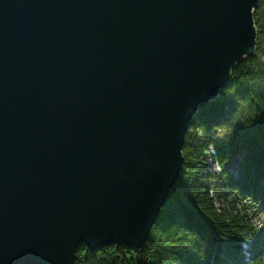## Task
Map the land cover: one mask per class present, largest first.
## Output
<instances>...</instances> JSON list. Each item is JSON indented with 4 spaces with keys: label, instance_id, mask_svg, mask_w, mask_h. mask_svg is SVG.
<instances>
[{
    "label": "water",
    "instance_id": "obj_1",
    "mask_svg": "<svg viewBox=\"0 0 264 264\" xmlns=\"http://www.w3.org/2000/svg\"><path fill=\"white\" fill-rule=\"evenodd\" d=\"M259 0H0V264L142 248Z\"/></svg>",
    "mask_w": 264,
    "mask_h": 264
},
{
    "label": "trees",
    "instance_id": "obj_2",
    "mask_svg": "<svg viewBox=\"0 0 264 264\" xmlns=\"http://www.w3.org/2000/svg\"><path fill=\"white\" fill-rule=\"evenodd\" d=\"M253 21L254 54L234 65L217 99L192 119L179 178L145 245L91 252L80 244L74 264H264L263 0Z\"/></svg>",
    "mask_w": 264,
    "mask_h": 264
},
{
    "label": "rangeland",
    "instance_id": "obj_3",
    "mask_svg": "<svg viewBox=\"0 0 264 264\" xmlns=\"http://www.w3.org/2000/svg\"><path fill=\"white\" fill-rule=\"evenodd\" d=\"M264 2V0H263ZM239 162H240V159L237 157L235 158L231 164L228 166V172L232 175V176H236L238 173V170H239Z\"/></svg>",
    "mask_w": 264,
    "mask_h": 264
},
{
    "label": "bare ground",
    "instance_id": "obj_4",
    "mask_svg": "<svg viewBox=\"0 0 264 264\" xmlns=\"http://www.w3.org/2000/svg\"><path fill=\"white\" fill-rule=\"evenodd\" d=\"M183 164V163H182Z\"/></svg>",
    "mask_w": 264,
    "mask_h": 264
}]
</instances>
